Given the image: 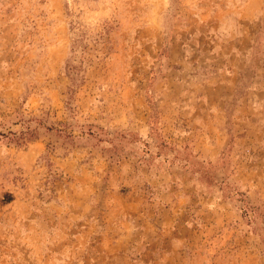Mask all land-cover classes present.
<instances>
[{"label": "rangeland", "instance_id": "1", "mask_svg": "<svg viewBox=\"0 0 264 264\" xmlns=\"http://www.w3.org/2000/svg\"><path fill=\"white\" fill-rule=\"evenodd\" d=\"M0 264H264V0H0Z\"/></svg>", "mask_w": 264, "mask_h": 264}, {"label": "trees", "instance_id": "2", "mask_svg": "<svg viewBox=\"0 0 264 264\" xmlns=\"http://www.w3.org/2000/svg\"><path fill=\"white\" fill-rule=\"evenodd\" d=\"M9 201H11V200H9Z\"/></svg>", "mask_w": 264, "mask_h": 264}]
</instances>
